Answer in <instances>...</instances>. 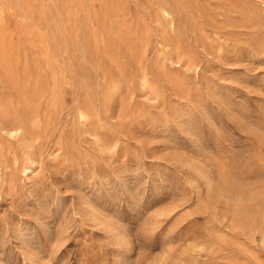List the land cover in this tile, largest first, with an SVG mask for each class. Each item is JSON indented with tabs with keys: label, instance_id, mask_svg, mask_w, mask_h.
Returning a JSON list of instances; mask_svg holds the SVG:
<instances>
[{
	"label": "rangeland",
	"instance_id": "obj_1",
	"mask_svg": "<svg viewBox=\"0 0 264 264\" xmlns=\"http://www.w3.org/2000/svg\"><path fill=\"white\" fill-rule=\"evenodd\" d=\"M0 103V264H264V0H0Z\"/></svg>",
	"mask_w": 264,
	"mask_h": 264
},
{
	"label": "bare ground",
	"instance_id": "obj_2",
	"mask_svg": "<svg viewBox=\"0 0 264 264\" xmlns=\"http://www.w3.org/2000/svg\"><path fill=\"white\" fill-rule=\"evenodd\" d=\"M21 120L17 114L8 116L4 113V106L0 103V123L2 125L3 131H8L9 137L13 140H17L22 134V125ZM205 177V176H204ZM0 179H1V170H0Z\"/></svg>",
	"mask_w": 264,
	"mask_h": 264
}]
</instances>
